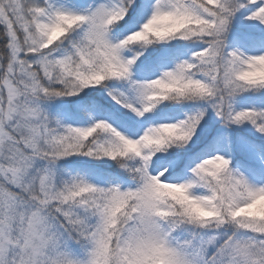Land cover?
I'll return each mask as SVG.
<instances>
[{
	"label": "snow or ice",
	"instance_id": "snow-or-ice-1",
	"mask_svg": "<svg viewBox=\"0 0 264 264\" xmlns=\"http://www.w3.org/2000/svg\"><path fill=\"white\" fill-rule=\"evenodd\" d=\"M0 264H264V0H0Z\"/></svg>",
	"mask_w": 264,
	"mask_h": 264
}]
</instances>
